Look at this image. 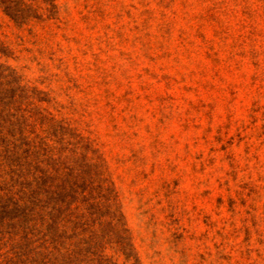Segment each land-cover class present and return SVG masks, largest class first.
I'll return each mask as SVG.
<instances>
[{
    "label": "rangeland",
    "instance_id": "rangeland-1",
    "mask_svg": "<svg viewBox=\"0 0 264 264\" xmlns=\"http://www.w3.org/2000/svg\"><path fill=\"white\" fill-rule=\"evenodd\" d=\"M0 64V254L264 264V0H0Z\"/></svg>",
    "mask_w": 264,
    "mask_h": 264
},
{
    "label": "trees",
    "instance_id": "trees-1",
    "mask_svg": "<svg viewBox=\"0 0 264 264\" xmlns=\"http://www.w3.org/2000/svg\"><path fill=\"white\" fill-rule=\"evenodd\" d=\"M2 65L0 64V67ZM9 68V67H7ZM13 176V172L11 174ZM11 176V177H12ZM1 177V176H0ZM0 179V224L8 222V227H13L21 217L25 215L26 205L24 198L14 191L17 181L15 178ZM20 177V176H18ZM15 247V246H14ZM18 254L7 251L0 254V264H23ZM97 264H117L109 259L100 261Z\"/></svg>",
    "mask_w": 264,
    "mask_h": 264
}]
</instances>
